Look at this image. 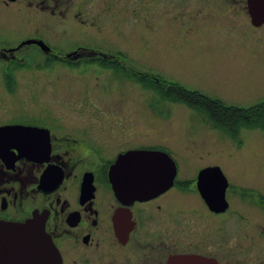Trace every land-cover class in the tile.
Masks as SVG:
<instances>
[{
  "label": "flooded vegetation",
  "instance_id": "af4514ba",
  "mask_svg": "<svg viewBox=\"0 0 264 264\" xmlns=\"http://www.w3.org/2000/svg\"><path fill=\"white\" fill-rule=\"evenodd\" d=\"M135 2L130 6L129 0H0V28L17 32L12 45L0 40V92L17 91L21 78L30 76L34 88H50L52 97L42 106L27 109H39V115L22 113L17 118L3 117L5 102L0 98V129L20 127L11 136L0 133V225L39 221L59 264H169L181 256H198L215 264H264L259 258L261 248L256 247L264 237V197L246 200L244 195L242 200H230L229 184L226 200H204L197 183L205 168L192 183L181 181L177 168L173 186L149 200L116 196L111 172L121 158L133 151L171 155L164 145L143 142L147 137L141 139V134L129 136L128 116L101 115L102 110L110 113L112 108L128 107L129 100H121V95L111 106L83 101L80 92L73 98L67 73L73 69L77 76L86 77L96 71L81 69L86 64L103 66L127 80L157 76L129 73L118 55H106L112 58L106 61L92 58L89 51L93 50L86 47L80 48L88 51L87 58L76 60L78 49L67 51L56 43L63 41L68 14L85 8L112 13L134 8L144 12L148 25L161 19L170 6L192 13L193 18L208 10L216 18L219 13L231 14L229 19L235 22L234 14H240L239 20L258 29L264 28V21L254 23L249 0H192L190 6L181 0ZM69 99H78L81 108L92 111H84L85 116L68 115ZM123 169L129 176V164L118 171ZM176 191L196 192L202 200H182L171 195ZM234 234L258 238L250 244L241 239L239 245H231ZM4 241L9 248L10 240ZM17 245L14 238L15 253Z\"/></svg>",
  "mask_w": 264,
  "mask_h": 264
},
{
  "label": "rangeland",
  "instance_id": "374dc122",
  "mask_svg": "<svg viewBox=\"0 0 264 264\" xmlns=\"http://www.w3.org/2000/svg\"><path fill=\"white\" fill-rule=\"evenodd\" d=\"M135 1L129 0L130 6ZM181 1L192 5V0ZM86 9L68 14L63 41L56 42L67 51L78 49L76 60L87 58L88 51L80 48L86 47L94 51H89L92 58L99 56L106 61L112 59L109 56L118 55L120 64L129 68V73L153 74L231 106L248 108L264 102V28L239 20L240 14H234L238 18L235 22L229 19L231 14L219 13L216 18L208 10L193 18L192 13L170 6L165 8L169 13L165 16L162 13L161 19L148 25L144 12L134 8L113 13ZM16 35L8 28H0V40L5 45H12ZM88 68L96 71L86 77L69 69L70 96L78 98L76 92H80L83 101L111 106L121 95V100H129L128 107L115 106L110 113L102 110L101 115L128 116L129 136L136 138L135 135L141 134V139L147 137L143 142L148 139L151 144L166 146L177 164L181 181L192 183L202 168L216 166L230 184L227 192L230 200H242L244 195L246 200L264 197V129L244 128L236 139L232 138L216 129L205 115L185 104L161 98L132 78L113 75L103 66L81 67ZM49 92L50 88H34L30 76L21 78L17 91L0 92L5 102L3 117L17 118L33 112L39 115V109H27L51 100ZM77 100L67 101L68 115L85 116L84 111H92L81 108V101ZM171 195L182 200H202L196 192L176 191ZM256 238L234 234L230 244L239 245L241 239L250 244ZM260 239L263 243L258 241L256 247L261 250L256 249L262 260L264 237Z\"/></svg>",
  "mask_w": 264,
  "mask_h": 264
},
{
  "label": "water",
  "instance_id": "95a60500",
  "mask_svg": "<svg viewBox=\"0 0 264 264\" xmlns=\"http://www.w3.org/2000/svg\"><path fill=\"white\" fill-rule=\"evenodd\" d=\"M254 23L264 21V0H249ZM20 127L5 126L0 133L14 135ZM129 164V176L124 169ZM119 168V169H118ZM116 196L121 200H149L169 190L177 176V166L167 153L133 151L120 159L111 172ZM128 176V177H127ZM198 190L204 200H226L229 183L219 167L203 169L198 176ZM4 230L6 234L3 235ZM0 264H59L44 226L36 220L0 225ZM11 246L7 248L4 239ZM18 243L16 253L13 240ZM169 264H215L198 256H181Z\"/></svg>",
  "mask_w": 264,
  "mask_h": 264
},
{
  "label": "trees",
  "instance_id": "16d2710c",
  "mask_svg": "<svg viewBox=\"0 0 264 264\" xmlns=\"http://www.w3.org/2000/svg\"><path fill=\"white\" fill-rule=\"evenodd\" d=\"M130 77L142 83L145 88L154 90L161 98L185 104L205 115L216 129L232 138L236 139L244 128L264 129V105L247 109L227 107L222 103L211 101L198 91L187 90L177 83L164 81L158 76Z\"/></svg>",
  "mask_w": 264,
  "mask_h": 264
}]
</instances>
